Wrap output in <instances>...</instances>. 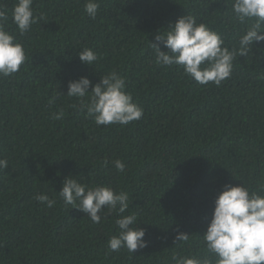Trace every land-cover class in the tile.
Wrapping results in <instances>:
<instances>
[{
	"label": "trees",
	"instance_id": "trees-1",
	"mask_svg": "<svg viewBox=\"0 0 264 264\" xmlns=\"http://www.w3.org/2000/svg\"><path fill=\"white\" fill-rule=\"evenodd\" d=\"M232 2L100 0L93 20L85 0H34L37 23L20 35L12 17L17 0H0L7 30L27 56L18 73L0 78V158L9 164L0 171V264H173V253L202 255L201 236L223 186L264 183V42L237 55L219 86L158 66L150 43L192 14L239 49L245 26L234 20ZM84 47L98 56L92 66L79 59ZM112 70L125 77L144 114L128 125L97 126L66 96L68 82L85 76L94 86ZM69 175L127 192L123 215L136 213L147 247L110 252L118 214L104 209L96 224L65 205L58 192ZM41 194L55 206L39 202ZM180 232L190 235L187 242L175 241Z\"/></svg>",
	"mask_w": 264,
	"mask_h": 264
},
{
	"label": "clouds",
	"instance_id": "clouds-1",
	"mask_svg": "<svg viewBox=\"0 0 264 264\" xmlns=\"http://www.w3.org/2000/svg\"><path fill=\"white\" fill-rule=\"evenodd\" d=\"M33 2L17 0L12 10L13 23L20 35L30 32L31 26L37 23ZM99 8L100 0H85L84 11L91 19L96 18ZM231 13L235 21L245 26L239 36V49L233 47L230 50L219 32L198 22L196 16L186 14L170 24L166 32L155 36L159 43H150L155 63L165 67L178 66L200 85L212 82L219 86L231 76L237 55L244 56L252 50L254 43L264 42V0H233ZM39 19L44 17L41 15ZM7 22L8 13L0 6V78L18 73L27 60L23 44L7 30ZM160 43L168 49L167 52L161 51ZM78 56L81 63L89 66L98 60L89 47L79 51ZM90 86L91 81L85 76L70 80L66 96L77 98L80 109H86L87 116L97 126L128 125L143 117V108L133 101L132 94L126 91L125 77L117 71L100 76L99 83L91 86V90ZM55 100L56 96H53L49 102ZM72 107L77 108V105ZM63 115L60 111L53 118L61 119ZM103 163L106 166L108 161ZM8 166V160L0 158V171ZM114 166L120 172L125 169L119 159L114 161ZM58 194L65 205L79 209L93 223L101 222L104 209L118 214L115 220L117 234L108 240L110 252L126 248L133 254L147 247V241L143 239L145 230L136 227V213L123 215L129 208L127 192L116 191L108 185L88 186L69 175L63 180ZM36 199L48 208L56 204V199H50L46 194L38 195ZM201 237L202 255L173 253V264H264V183L258 182L255 189L245 183L237 186L225 184L215 197L211 218ZM189 238L190 235L180 232L175 241L187 242Z\"/></svg>",
	"mask_w": 264,
	"mask_h": 264
}]
</instances>
